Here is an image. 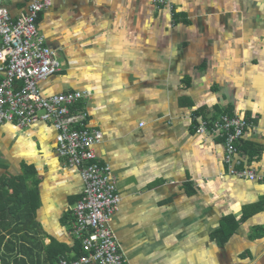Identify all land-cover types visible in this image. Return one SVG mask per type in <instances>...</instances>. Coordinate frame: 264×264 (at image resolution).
<instances>
[{"label":"crops","instance_id":"1","mask_svg":"<svg viewBox=\"0 0 264 264\" xmlns=\"http://www.w3.org/2000/svg\"><path fill=\"white\" fill-rule=\"evenodd\" d=\"M8 7L15 19L26 1ZM36 24L62 63L41 93L86 92L74 108L103 134L94 149L116 176L111 227L126 264H264V180L233 175L223 138L195 131L208 116L243 117L235 168L264 176V0H52ZM83 189L50 124L1 125L0 255L75 258ZM15 239L33 251L5 252Z\"/></svg>","mask_w":264,"mask_h":264},{"label":"built area","instance_id":"2","mask_svg":"<svg viewBox=\"0 0 264 264\" xmlns=\"http://www.w3.org/2000/svg\"><path fill=\"white\" fill-rule=\"evenodd\" d=\"M25 1V11L14 19L6 7L8 0H0V126L50 124L55 130L58 155L80 171L84 189L72 209L71 231L83 253L75 258L61 257L57 264H126L111 227L121 202L116 176L109 164L99 162L94 149L103 134L89 124L86 110L71 113L88 95L71 91L44 96L38 86L62 66L58 52L45 45V37L36 27L38 13L52 0ZM151 2L157 8H173V0ZM247 125L241 116H221L212 125L200 120L195 131L222 137L225 159L234 165L236 159L240 162L239 157L234 159L238 154L236 142L244 136ZM232 172L250 180H264L248 167Z\"/></svg>","mask_w":264,"mask_h":264},{"label":"trees","instance_id":"3","mask_svg":"<svg viewBox=\"0 0 264 264\" xmlns=\"http://www.w3.org/2000/svg\"><path fill=\"white\" fill-rule=\"evenodd\" d=\"M20 223H21V221H20V218H19V219H17V221L14 224L16 232H18V230H19L18 227H19ZM23 238L24 237L22 236V240H24ZM19 240L20 239H15L14 241L13 240H9V241L5 242L3 244V250L5 252H7V253L8 252H16L15 255L18 254V251H15L16 248H18L19 251L28 250V253L33 251L32 247H28L25 244H22L20 242L18 243ZM2 243H3V239L0 238V248L2 247V245H1ZM77 247H78V249H77L75 257H77V256H79V255H81L83 253V250H82V247H81V243L79 241L77 242ZM11 257L12 256H8V258H7L5 255L1 254L0 255V264H10L9 263L10 261H8L7 259H12L14 264H21V263L26 264L25 261H26V258H28L27 256H26V258L22 257V256L21 257L15 256V257H12V258ZM44 259L45 260H44L43 264H53V261H54L55 258L53 256H51V257H46ZM39 260H40L39 257H37L36 259H34V258L31 259V262H33L34 264L35 263L40 264Z\"/></svg>","mask_w":264,"mask_h":264},{"label":"bare ground","instance_id":"4","mask_svg":"<svg viewBox=\"0 0 264 264\" xmlns=\"http://www.w3.org/2000/svg\"><path fill=\"white\" fill-rule=\"evenodd\" d=\"M8 4H9V0H8V2L6 3V7L8 8V10H9V7H8ZM164 7H169V6H164ZM9 12H10V10H9ZM36 27H37V24H36ZM37 30L39 31V29L37 28ZM40 32V31H39ZM41 33V32H40ZM48 47V46H47ZM51 49V48H50ZM60 70H61V68H60ZM59 70V71H60ZM58 72V71H57ZM56 72V73H57ZM66 92H71V91H66ZM66 92H62V93H66ZM59 94V93H58ZM80 111H84V109H80L79 107H77V109H75L74 107L71 109V113H77V112H80ZM221 116H228V117H234V116H236V115H228V114H219V115H217V116H212V117H210V116H208L207 118H202V120L203 121H206L209 125H212L213 124V122H215L216 120H218ZM56 151H57V153H58V148H57V144H56ZM224 161L226 162V163H228L227 161H226V159H225V156H224ZM100 162V161H99ZM229 164V163H228ZM229 166H230V164H229ZM232 169H236L235 168V164L233 165V167L230 169L231 170V172H232ZM243 169V168H242ZM79 170V169H78ZM236 170H240V169H236ZM79 173H80V171H79ZM232 173H234V172H232ZM233 175H237V174H233ZM238 176V175H237ZM240 177V176H239ZM242 178H244V177H242ZM247 179V178H246Z\"/></svg>","mask_w":264,"mask_h":264},{"label":"rangeland","instance_id":"5","mask_svg":"<svg viewBox=\"0 0 264 264\" xmlns=\"http://www.w3.org/2000/svg\"><path fill=\"white\" fill-rule=\"evenodd\" d=\"M40 82H39V84H40ZM39 84H38V86H39ZM8 184L11 185V188L7 190V195L11 198H14L16 196V193L18 192L17 189L19 186L16 183H13V180H9Z\"/></svg>","mask_w":264,"mask_h":264}]
</instances>
